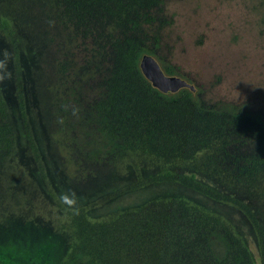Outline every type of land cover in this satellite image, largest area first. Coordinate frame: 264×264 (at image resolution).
<instances>
[{"label": "rangeland", "instance_id": "1", "mask_svg": "<svg viewBox=\"0 0 264 264\" xmlns=\"http://www.w3.org/2000/svg\"><path fill=\"white\" fill-rule=\"evenodd\" d=\"M163 2L164 11L141 25L146 50L178 70L200 103L264 124V0ZM56 15L49 0H0V20L13 33L0 31V92L13 141L0 158V264H67L74 236L63 208H85L90 220L105 221L166 199L221 218L263 264L256 231L238 207L149 179L195 174L212 192L245 203L263 230L264 199L209 172L204 158L165 164L111 152L89 116L98 99L96 78L84 72L90 42L73 40ZM70 90L80 92L81 108L64 105Z\"/></svg>", "mask_w": 264, "mask_h": 264}, {"label": "trees", "instance_id": "2", "mask_svg": "<svg viewBox=\"0 0 264 264\" xmlns=\"http://www.w3.org/2000/svg\"><path fill=\"white\" fill-rule=\"evenodd\" d=\"M49 1L73 40L90 42L84 72L96 78L98 99L89 116L116 157L141 154L165 164L204 158L209 172L264 199V124L239 110L206 106L196 91L163 94L142 73L141 57L155 53L146 50L141 25L164 11L163 0ZM0 31L13 35L1 20ZM161 67L168 76H180L171 66ZM79 93L70 90L64 105L81 108ZM12 144L0 92V158ZM149 182L178 183L238 207L256 231L264 264V230L245 203L212 192L195 174L167 171ZM63 211L74 236L67 264H255L228 224L184 199L151 201L105 221L90 220L85 208Z\"/></svg>", "mask_w": 264, "mask_h": 264}, {"label": "water", "instance_id": "3", "mask_svg": "<svg viewBox=\"0 0 264 264\" xmlns=\"http://www.w3.org/2000/svg\"><path fill=\"white\" fill-rule=\"evenodd\" d=\"M140 69L144 76L163 94L177 93L182 89L195 92V87L186 80L177 76H168L159 62L151 55H143L140 60Z\"/></svg>", "mask_w": 264, "mask_h": 264}]
</instances>
